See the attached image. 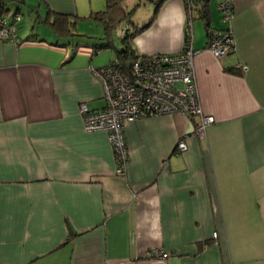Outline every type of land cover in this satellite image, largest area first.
I'll use <instances>...</instances> for the list:
<instances>
[{"label": "crops", "instance_id": "1", "mask_svg": "<svg viewBox=\"0 0 264 264\" xmlns=\"http://www.w3.org/2000/svg\"><path fill=\"white\" fill-rule=\"evenodd\" d=\"M26 1L13 0L14 10ZM38 1L46 12L35 16L48 20V9L79 15L83 4ZM197 1L121 0L132 12L148 7L121 25L134 55L181 51L191 21L195 82L214 117L203 139L197 116L127 122L122 175L106 131H85L78 110L105 104L91 71L115 55L93 52L103 35L77 34L75 51L64 44L73 36L34 17L48 30L20 19V40H0V264H264V0H231L235 42L221 56L206 33L194 39ZM205 1L209 27H224ZM104 5L89 0L87 13ZM180 138L187 149L176 153ZM148 247L161 253L149 256Z\"/></svg>", "mask_w": 264, "mask_h": 264}, {"label": "built area", "instance_id": "2", "mask_svg": "<svg viewBox=\"0 0 264 264\" xmlns=\"http://www.w3.org/2000/svg\"><path fill=\"white\" fill-rule=\"evenodd\" d=\"M186 2L190 5L191 0ZM217 8L225 26L210 31L207 46L213 55L221 56L232 50L235 42L231 26V0H221ZM19 18L18 13L11 17L0 14V40L16 41V23ZM195 53L189 20L184 28V46L181 51L139 53L128 61L114 56L110 63L91 69L101 83L105 104L91 110L85 103H79L78 110L85 131H106L113 151L116 174L122 175L129 161L123 134L124 126L129 121L149 115L178 112L197 116L195 132L199 138L205 137L206 126L214 121V117L204 113L201 106L195 82ZM241 68L245 70L246 65H241ZM186 149L185 140L178 139L174 151L179 153ZM213 236H216V232ZM146 253L153 256L161 251L148 247Z\"/></svg>", "mask_w": 264, "mask_h": 264}, {"label": "trees", "instance_id": "3", "mask_svg": "<svg viewBox=\"0 0 264 264\" xmlns=\"http://www.w3.org/2000/svg\"><path fill=\"white\" fill-rule=\"evenodd\" d=\"M9 1L10 0H0V14L8 16V17H11L15 13H18L20 15V12L17 10H14L13 12L10 13ZM18 1H23V0H18ZM195 1H197V0H191L192 3ZM159 2L160 1H158V4H159ZM196 8L200 12V17L204 21L206 35L209 37V33L212 29L209 27V21H208L207 15H206L207 9H208V4L205 0H198ZM48 11H50V10L48 9ZM48 11L46 14L52 15L51 20H48L46 17L41 18V16L38 14H36L35 17H38V19L40 17L41 18L40 21L44 22L45 24H48V26L52 28V30L55 32V34L58 37L64 38V37L73 36V37H70L71 39H67V40H71V41L66 40V42H64V41L55 42V44L57 45V44H61L63 42H64V44H67L68 42H71L72 48L76 51L78 49V47H80V46H78L79 36L77 34H74L73 29H72V27L75 26V23H76V20L73 19V17L74 18L77 17V19L80 17H78L77 15H74V14H70V13H61V12H56L53 10H51L50 12H48ZM131 13H132V9L126 10V8L122 5L121 0H105V5H104L103 9H100L98 11H95V12H92L91 14H89L88 17H90L94 20L100 21L104 25V33L103 34H105V35H103V37H100L99 39H97V40H100V42H98L94 46H92L93 52L99 51L101 48H104L105 46L113 47L114 42L108 36L109 31L113 27H118V26L121 27L122 24H125V25L126 24H134L132 19H131ZM81 18H85V17H81ZM19 20H20V18H19ZM150 21H151V19L148 21V23ZM148 23H146L145 25H147ZM16 33H17V24H16ZM123 33L124 34H122L119 37V42L121 44V48H119V49L114 48V52H115L114 56H117L121 60H127L128 61V60L132 59L135 55H134L133 48L131 47V44H130L131 35L128 32H126V30H124ZM72 38H75V39L72 40ZM19 40L20 39H19L18 33H17L15 42H18ZM2 41H4V40H2ZM112 58H111V60H112ZM111 60L109 61V63L111 62ZM99 67H101V66H99ZM94 68H98V67H94Z\"/></svg>", "mask_w": 264, "mask_h": 264}, {"label": "rangeland", "instance_id": "4", "mask_svg": "<svg viewBox=\"0 0 264 264\" xmlns=\"http://www.w3.org/2000/svg\"><path fill=\"white\" fill-rule=\"evenodd\" d=\"M217 1L219 2L220 0H210L209 1L210 7L212 9V12H213V14L216 17L220 13L216 9L217 6H216L215 3ZM38 2H39L38 0H27L26 3L17 2V4L19 5V12H20V19H21V21H19V22H22L23 25H25L26 23L27 24L31 23V24H34L35 28H41V29L47 31L48 27H46L42 23H39L37 21L32 22L33 18L35 17V13H36L38 8H39L38 9L39 10L38 13L40 12L39 14H41V16L45 15L44 13L46 12V10L44 9V6L40 5V6H38V8L36 7V4L38 5ZM12 3H13V0H10L9 1V7H10L11 11L14 10V5L16 4V3H13V4ZM87 3H89V0H83V4L82 5L78 4V11H79V15L80 16L79 15H77V16L80 17V18L77 19V17H75V18L73 17V19L79 21L78 23L76 21L75 26L72 27L74 34H80V33L86 32L88 34L105 35V34H103L104 33V25L100 21L94 20L92 18H89V21H85V20H88V18H81L82 15L84 17H88L89 16L88 15L89 13H87L88 10H89V8L87 7ZM92 3H94V0H92ZM147 12H148V7L146 5H140V6H137V7L135 6L134 11L132 12V16L134 14L136 16H146ZM193 25H194V34H195L194 39H196L198 37V35H199V34H197L198 30H199V32L201 34V38L205 39L206 30H205V27H204L203 20L196 16V18L193 19ZM213 26H217V25H213ZM198 27H201V28H198ZM22 32H28V31L23 30ZM121 35H122L121 34V27H119V26L118 27H113L109 31V34H108L109 38H111L113 40V42H114L113 47L105 46L103 48L104 51L105 52H107V51H111L112 52L114 50V48H117V49L121 48V44L119 42V37Z\"/></svg>", "mask_w": 264, "mask_h": 264}, {"label": "clouds", "instance_id": "5", "mask_svg": "<svg viewBox=\"0 0 264 264\" xmlns=\"http://www.w3.org/2000/svg\"><path fill=\"white\" fill-rule=\"evenodd\" d=\"M185 2H186V0H185ZM187 3V2H186ZM219 3V2H218ZM232 3V2H231ZM187 5H188V3H187ZM190 5H191V7H192V2L190 3ZM189 5V6H190ZM219 11V10H218ZM220 12V11H219ZM221 14V13H220ZM223 28V27H222ZM219 29H221V28H219ZM192 34H193V32H192Z\"/></svg>", "mask_w": 264, "mask_h": 264}]
</instances>
